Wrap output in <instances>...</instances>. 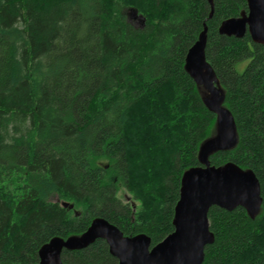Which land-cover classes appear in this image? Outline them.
Wrapping results in <instances>:
<instances>
[{
  "label": "trees",
  "instance_id": "1",
  "mask_svg": "<svg viewBox=\"0 0 264 264\" xmlns=\"http://www.w3.org/2000/svg\"><path fill=\"white\" fill-rule=\"evenodd\" d=\"M214 6L211 17L208 0H0V264H39L44 245L96 218L152 246L174 232L182 177L216 133L185 69L205 26L239 135L211 162L252 170L263 204L254 219L213 207L203 264H264V45L219 32L247 0ZM62 260L120 264L105 240Z\"/></svg>",
  "mask_w": 264,
  "mask_h": 264
},
{
  "label": "water",
  "instance_id": "2",
  "mask_svg": "<svg viewBox=\"0 0 264 264\" xmlns=\"http://www.w3.org/2000/svg\"><path fill=\"white\" fill-rule=\"evenodd\" d=\"M208 1L212 17L214 0ZM247 4L248 11L223 21L219 32L237 39L249 33L254 43L264 45V0H247ZM132 14L138 17L137 12ZM207 30L205 26L188 51L185 69L206 92L205 105L217 116L216 133L199 149L200 166L189 169L182 177L173 220L174 232L152 246L146 234L125 236L105 218H96L82 235L68 239L57 237L44 245L39 251V264H62L63 251L83 250L97 240L107 242L120 264H203L206 247L215 241L208 216L213 207L226 211L242 207L253 219L260 213L263 197L256 174L233 162L219 167L211 162L213 154L234 149L239 135L235 118L225 107V91L206 58ZM64 206L74 209L73 204L64 203Z\"/></svg>",
  "mask_w": 264,
  "mask_h": 264
},
{
  "label": "rangeland",
  "instance_id": "3",
  "mask_svg": "<svg viewBox=\"0 0 264 264\" xmlns=\"http://www.w3.org/2000/svg\"><path fill=\"white\" fill-rule=\"evenodd\" d=\"M130 19L133 20V21H135L136 24L139 25V26L142 24V23H141V20H140L138 17H134L132 14H130ZM119 197H120L124 202L129 201L131 204L134 203V205L136 206V202H134V201L132 200V197L130 196V194H129L124 188L121 189V191H120V193H119ZM132 201H133V202H132ZM74 211H75V212H78V211H76V210H74ZM74 211H73V212H74Z\"/></svg>",
  "mask_w": 264,
  "mask_h": 264
}]
</instances>
